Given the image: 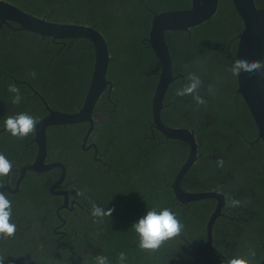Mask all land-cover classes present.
<instances>
[{"label": "trees", "instance_id": "1", "mask_svg": "<svg viewBox=\"0 0 264 264\" xmlns=\"http://www.w3.org/2000/svg\"><path fill=\"white\" fill-rule=\"evenodd\" d=\"M6 1L38 18L93 26L103 34L110 53L107 79L113 86L110 93L108 86L95 106L94 113L101 117L86 143V147L95 143L97 150L86 151L82 146L89 123L47 127L46 162L67 164L70 196L78 206L76 215L60 212L69 224L62 246L56 242L49 245V252L38 251L32 256L34 264H67L64 253L69 262L96 264L86 254L78 258L93 251L107 257L108 264H180L183 260L227 264L234 256L259 264L264 258V143L237 92V76L229 70L237 52L236 37L243 29L232 1L219 0L210 20L187 31L166 32L174 74L182 77L169 86L161 118L170 127L194 131L198 145L196 161L184 174L181 187L192 192L217 190L226 196L212 227V244L200 255L192 247L200 251L205 246L217 200L180 203L175 195L172 184L189 158V145L179 140L178 149L161 143L164 138L153 124L152 97L161 65L148 42L154 13L188 9L191 0ZM254 2L264 7V0ZM17 27L12 22L0 30V128L18 113L38 122L47 114L44 101L52 109L77 112L94 70L92 42L53 39ZM189 73L202 81L199 95L204 104H197L191 95H176L188 82ZM10 85L19 89V103H13ZM6 133L0 132V139ZM25 138L16 137L11 144L0 142V154L17 167L33 162L37 154V144L29 142L31 134ZM60 172L58 167L41 173L28 171L26 180L31 179L34 192L29 205L39 218L37 226L45 215L53 224L59 222L56 197L49 187ZM234 199L241 202L239 206H231ZM93 204L114 209L111 217H93ZM164 208L183 224L182 233L155 252L141 250L133 224L147 210ZM22 211L29 212L24 207ZM19 244L13 251L25 263L24 258H31L30 249L23 241ZM8 253L4 248L0 257ZM121 253L126 255L124 261L119 259Z\"/></svg>", "mask_w": 264, "mask_h": 264}, {"label": "water", "instance_id": "2", "mask_svg": "<svg viewBox=\"0 0 264 264\" xmlns=\"http://www.w3.org/2000/svg\"><path fill=\"white\" fill-rule=\"evenodd\" d=\"M231 1L243 23V29L236 37L238 44L235 61L245 59L250 62H264V7H257L254 0ZM218 6L219 0H191V7L188 9L154 13L148 38V42L161 65L159 79L152 97L153 124L167 138L182 140L190 147L189 158L180 169L172 184L176 197L181 202H189L202 198H215L217 200V206L208 221V237L203 249L212 244V227L216 218L221 213L226 197L219 192L191 193L181 188V181L184 174L196 160L198 145L194 133L189 129L166 126L161 118V112L169 86L176 79L182 77L181 74H174L166 32L178 30L187 31L191 27L204 23L215 15ZM9 22L18 24L19 30L33 32L44 37H52L53 39L85 38L90 40L94 46V70L83 106L77 112L73 113L53 110L47 106L49 114L39 120L36 125L35 142L37 144V155L35 160L31 164L24 165L21 169V173L24 175L28 170L44 172L54 167H60L62 174L54 184V186H58L64 180L66 169L65 165L61 162L46 163L47 127L89 123V128L83 140V146H86L96 119L101 117L99 114H94L95 106L108 86L109 93L113 86L112 82L107 79L110 63L108 44L103 34L93 26L52 22L33 16L6 0H0V30L3 24H9ZM237 83V92L245 100L257 126L258 139H261L264 143V69L252 73L241 72L237 76ZM91 147L97 150L95 143L86 149ZM63 194L67 202L68 193L63 191ZM259 264H264V258Z\"/></svg>", "mask_w": 264, "mask_h": 264}, {"label": "flooded vegetation", "instance_id": "3", "mask_svg": "<svg viewBox=\"0 0 264 264\" xmlns=\"http://www.w3.org/2000/svg\"><path fill=\"white\" fill-rule=\"evenodd\" d=\"M7 25H9V24H7ZM18 28L19 27H17L16 29H18ZM42 99H44V98H42ZM44 103H45V107L47 110V114L45 116H47L49 114L47 106L49 108H50V106L45 101H44ZM53 110H55V109H53ZM166 126H168V125H166ZM168 127H170V126H168ZM171 128H177V127H171ZM179 128H181V127H179ZM2 131L6 132L5 125L2 128H0V132H2ZM190 131H192V130H190ZM46 132H47V130H46ZM192 132L194 133V131H192ZM159 133L164 138L163 141H161V143H164V144L167 143V144H170L171 147L175 146L179 149V147L181 146V144L178 142L179 140L167 138L160 131H159ZM15 139H16V137H13L10 133H6L3 136V138L0 139V142L5 143V144H11L12 142L15 141ZM159 140H161V137H159ZM23 141H26L25 137H24ZM29 142L30 143H36L35 142V132L31 133V139ZM92 144L93 143H88L87 147H90ZM87 147L85 146L84 149H86ZM92 148H94V147L88 148V149H86V151H90V150H92ZM182 148L185 152H187L188 148L186 146H182ZM95 153H96V151H95ZM189 153H190V147H189ZM9 161L13 165L12 171L8 176H3V180L0 183V192H3L6 195V197L9 199V201L11 202V206H12L11 207V211H12L11 222L16 225V232L11 237H7V238L0 237V252L4 248L9 249V253L6 256L3 255V258H4L3 264H34V261H33L34 259L32 258V256L36 255V253L38 251L44 252V251H42V249H46L49 252V250H50L49 245L50 244L52 245L56 242L60 244L61 241L66 240V237L69 234V231L66 228H67V226H69V224H68L66 216L64 217V215L63 214L61 215L60 212H68V213H72V215H76L77 214L76 208L78 206V202L71 199L70 191H69L70 181H67V178L70 177V174H67V164L65 163V169L66 170H65L64 180L62 181V183L60 185L54 186V184L60 178L59 177L55 181H53L49 187L51 194L54 197H56V203H57L56 214L58 216L57 222L58 221L59 222L53 224L50 220H48L46 218L47 215H45L44 217L41 218V222L39 223V225L40 226L42 225V227L37 226V224H38L37 222L39 221V218L35 215L34 212L31 211V206L29 205L34 198V196L31 195L32 193H34L33 190L31 189L33 185L31 184V182H32L31 179L26 180L27 177L29 176L28 171H31V170L26 171V173L24 175H22L21 169L24 165L22 167H17L15 162H13L12 160H9ZM56 162H58V161H56ZM31 163H29V164H31ZM46 163H53V162H46ZM25 165H27V164H25ZM54 168H57V167H54ZM58 168H60V167H58ZM52 169H50V170H52ZM44 172H47V171H44ZM37 173H41V172H37ZM61 174H62V169L60 172V176H61ZM63 191H66L68 193V197H67L68 201L67 202L65 200V195L63 194ZM184 191L191 192V193H199V192H192V191H187V190H184ZM212 192H219V191L214 190ZM219 193H221V192H219ZM35 194H37V193H35ZM224 196H225V194H224ZM180 203H181V201H180ZM225 203H226V200L224 202V205H225ZM22 207H24L25 211L27 210L29 212L23 214ZM21 241L25 242V248L29 247V249H30L28 252L29 253L28 255H30L31 258L30 259L24 258V260L26 261L25 263L22 262V260H20L17 257V255L14 254V251H13V249L15 247H19V245H20L19 242H21ZM60 246H62V244H60ZM192 248L194 249V252L197 255L202 254V252L204 251V249H203L204 247L200 251L196 250L194 247H192ZM58 249H61V247ZM25 252H26V250H25ZM73 252H75L78 255V253L76 251H73ZM89 253L90 252H84V254H79L78 258L81 259L82 257L85 256V254L88 257H90V259L96 258L97 253L95 251L91 252L93 257ZM65 254L66 253L63 254V262H65L67 264H75L76 261L73 260V261L69 262L70 259L67 256V254L66 255ZM0 258H2V257H0ZM187 263L188 262L185 260L180 262V264H187Z\"/></svg>", "mask_w": 264, "mask_h": 264}, {"label": "clouds", "instance_id": "4", "mask_svg": "<svg viewBox=\"0 0 264 264\" xmlns=\"http://www.w3.org/2000/svg\"><path fill=\"white\" fill-rule=\"evenodd\" d=\"M264 69V62L248 61L239 59L233 62L229 69L233 75L238 76L241 72L252 73ZM202 81L199 76L189 73L188 82L177 89L176 95L183 97L191 95L197 104H204L205 100L199 95V89ZM9 91L15 93L13 103H19L21 96L19 89L14 86H9ZM5 128L13 137L24 138L36 131L37 120L26 113H18L14 116H9L5 120ZM222 163V161H221ZM12 163L5 155L0 154V176H8L12 171ZM82 195L83 193H78ZM239 200H232L231 206L237 207L240 205ZM11 202L3 192H0V237H11L16 232V225L11 222L12 211ZM114 209L105 210L95 204L92 206L91 215L98 219L112 215ZM183 224L176 218L175 214L168 208L159 211L155 209L147 210L146 214L139 218L132 226L135 233L138 235V247L143 251L155 252L159 250L166 241L172 240L183 231ZM251 256H255L254 251H250ZM121 261L126 259V255L121 253L119 256ZM96 264H108V258L98 254L95 258ZM4 258H0V264H3ZM227 264H250V260L241 257H232Z\"/></svg>", "mask_w": 264, "mask_h": 264}]
</instances>
